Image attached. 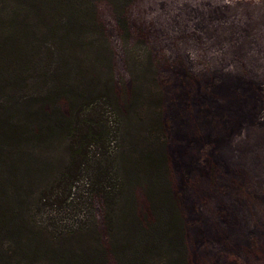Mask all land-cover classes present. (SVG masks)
<instances>
[{"label": "trees", "instance_id": "trees-1", "mask_svg": "<svg viewBox=\"0 0 264 264\" xmlns=\"http://www.w3.org/2000/svg\"><path fill=\"white\" fill-rule=\"evenodd\" d=\"M85 18L76 0H0V264H190L156 73L117 82ZM81 184L86 219H32Z\"/></svg>", "mask_w": 264, "mask_h": 264}, {"label": "rangeland", "instance_id": "rangeland-1", "mask_svg": "<svg viewBox=\"0 0 264 264\" xmlns=\"http://www.w3.org/2000/svg\"><path fill=\"white\" fill-rule=\"evenodd\" d=\"M76 2L102 25L117 82L139 61L156 73L190 264H264V0ZM85 189L39 203L32 219L72 227L87 217Z\"/></svg>", "mask_w": 264, "mask_h": 264}]
</instances>
